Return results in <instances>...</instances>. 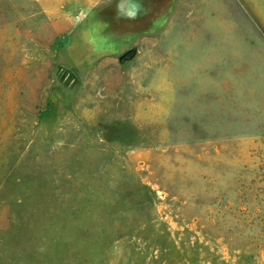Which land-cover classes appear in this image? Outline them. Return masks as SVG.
<instances>
[{"label": "rangeland", "instance_id": "rangeland-1", "mask_svg": "<svg viewBox=\"0 0 264 264\" xmlns=\"http://www.w3.org/2000/svg\"><path fill=\"white\" fill-rule=\"evenodd\" d=\"M0 264H264V0H0Z\"/></svg>", "mask_w": 264, "mask_h": 264}, {"label": "crops", "instance_id": "crops-1", "mask_svg": "<svg viewBox=\"0 0 264 264\" xmlns=\"http://www.w3.org/2000/svg\"><path fill=\"white\" fill-rule=\"evenodd\" d=\"M65 20H69V21H72L73 20V18H68V17H65L64 18ZM72 24V23H71ZM73 25H75V24H73ZM170 68H169V70L170 71H172V70H176L173 66H169ZM168 70V71H169ZM157 78H158V82H157V86L159 87V88H161V89H163V90H165L166 92H170V85H168V84H170L171 83V78H173L174 76L170 73V72H168V73H164V72H162V71H160V72H157ZM167 95V94H166ZM162 100H164V97H162ZM169 105V104H168Z\"/></svg>", "mask_w": 264, "mask_h": 264}]
</instances>
